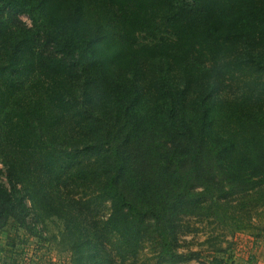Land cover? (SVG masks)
I'll use <instances>...</instances> for the list:
<instances>
[{"label":"trees","instance_id":"obj_1","mask_svg":"<svg viewBox=\"0 0 264 264\" xmlns=\"http://www.w3.org/2000/svg\"><path fill=\"white\" fill-rule=\"evenodd\" d=\"M0 164V231L55 219L71 264H185L187 219L252 227L264 0H0Z\"/></svg>","mask_w":264,"mask_h":264},{"label":"rangeland","instance_id":"obj_2","mask_svg":"<svg viewBox=\"0 0 264 264\" xmlns=\"http://www.w3.org/2000/svg\"><path fill=\"white\" fill-rule=\"evenodd\" d=\"M22 20L31 25L28 16L23 15ZM0 168H3L2 164ZM0 182L10 187L5 173L0 174ZM27 204L28 207L31 206L29 202ZM259 212L261 213V208ZM260 213L254 212L252 227L235 233L231 228L218 225L212 219H187L185 230L189 231L187 228H190L193 231L181 236L179 251L197 252L200 253V258L185 264H207L211 255L220 247L228 250L226 258L230 263L258 264L257 256L249 252L252 251L251 238L261 239L264 245V214L260 215ZM29 226L34 230L33 232L28 228ZM62 229L63 226L59 221L48 219L44 222H35L34 213H30L26 227L16 224L0 231V264L11 263V259L15 260L16 264H71V254L64 250V246L60 243ZM258 229H262L259 237L256 236ZM9 242H14V245H9ZM156 256L151 245H146L138 256V261L128 264H160Z\"/></svg>","mask_w":264,"mask_h":264},{"label":"crops","instance_id":"obj_3","mask_svg":"<svg viewBox=\"0 0 264 264\" xmlns=\"http://www.w3.org/2000/svg\"><path fill=\"white\" fill-rule=\"evenodd\" d=\"M254 239L255 238H251L250 246L252 251H250L249 253L255 254L257 256V259L259 260L258 264H264V245L260 241L261 239L259 238H256L257 240Z\"/></svg>","mask_w":264,"mask_h":264}]
</instances>
